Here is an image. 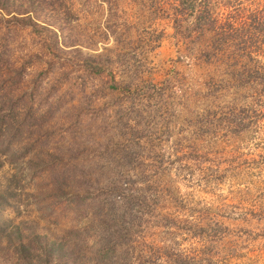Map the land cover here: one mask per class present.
I'll use <instances>...</instances> for the list:
<instances>
[{"label": "rangeland", "instance_id": "obj_1", "mask_svg": "<svg viewBox=\"0 0 264 264\" xmlns=\"http://www.w3.org/2000/svg\"><path fill=\"white\" fill-rule=\"evenodd\" d=\"M13 1L35 11L0 9L1 221L83 264L108 237L112 264H264V0H207L203 31L178 0Z\"/></svg>", "mask_w": 264, "mask_h": 264}, {"label": "trees", "instance_id": "obj_2", "mask_svg": "<svg viewBox=\"0 0 264 264\" xmlns=\"http://www.w3.org/2000/svg\"><path fill=\"white\" fill-rule=\"evenodd\" d=\"M197 2L200 5H197ZM14 5L16 6V2L13 0H0L1 10L8 9ZM19 7L22 6H16L12 13L26 15L35 11L30 4L32 11L17 13L16 10L20 11ZM207 7H209L207 0H178V3H174L173 6L169 7L168 13L171 12L170 18L177 26L181 25L185 18L191 17L193 18L194 26L200 31L218 28L220 16L213 17L210 14L212 13L211 10H208ZM29 15L27 17H30ZM25 21H31V18L25 19ZM16 98L11 90L0 89V155L9 156L12 163L16 161V155L11 148L16 143V134L20 131V128L18 129L14 117H6L8 116V112L11 115L14 113ZM28 162H23V164H27ZM17 168L21 170L20 167H16L15 169L17 170ZM11 189L12 186L6 184L5 189L0 190V207H12L9 202L14 197L10 196ZM22 226L21 222L13 225L0 219V238L1 241H4V246L9 253L4 257L5 261L9 259L12 264H83L80 252L74 244L68 246L58 239L52 238L49 240L46 235L41 236L31 231H29L28 235L24 236L22 234ZM112 241V237L104 240L103 248L97 252L95 264L104 260L108 262L107 258L112 257L114 251ZM106 264H112V261L109 260Z\"/></svg>", "mask_w": 264, "mask_h": 264}]
</instances>
